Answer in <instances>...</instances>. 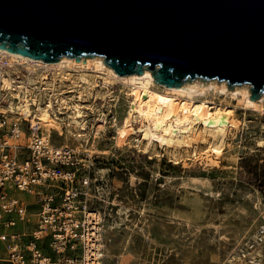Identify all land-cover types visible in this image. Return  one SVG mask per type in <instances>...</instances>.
<instances>
[{"label":"rangeland","instance_id":"1","mask_svg":"<svg viewBox=\"0 0 264 264\" xmlns=\"http://www.w3.org/2000/svg\"><path fill=\"white\" fill-rule=\"evenodd\" d=\"M1 63L0 94L5 98L0 105L18 100L3 84L1 71L14 83L23 82L24 89L28 86L33 111L35 101L45 105L51 97L52 110L65 117L63 134L53 130L52 141L92 155L94 170L111 178L119 206L104 227L103 240L112 254L101 264H256L252 259H264V231L258 232L264 224V145H258L264 140V105L245 108L236 98H215L240 119L219 156L207 151L208 142L176 153L153 143L144 152L143 145L133 139L122 141L115 132L127 106L121 82L108 84L111 91L103 94L79 93L73 77L55 78L53 69ZM41 74L55 84H46ZM62 94L66 99L60 107ZM75 101L87 114L85 129L67 125L68 105ZM102 124L105 127L98 128ZM141 208H146V215ZM257 232L259 239L253 238Z\"/></svg>","mask_w":264,"mask_h":264},{"label":"water","instance_id":"2","mask_svg":"<svg viewBox=\"0 0 264 264\" xmlns=\"http://www.w3.org/2000/svg\"><path fill=\"white\" fill-rule=\"evenodd\" d=\"M0 47L52 62L100 55L118 74L264 92V0H0Z\"/></svg>","mask_w":264,"mask_h":264},{"label":"built area","instance_id":"3","mask_svg":"<svg viewBox=\"0 0 264 264\" xmlns=\"http://www.w3.org/2000/svg\"><path fill=\"white\" fill-rule=\"evenodd\" d=\"M94 165L39 123L0 112V264H87L89 243L104 242L119 206L109 174Z\"/></svg>","mask_w":264,"mask_h":264},{"label":"bare ground","instance_id":"4","mask_svg":"<svg viewBox=\"0 0 264 264\" xmlns=\"http://www.w3.org/2000/svg\"><path fill=\"white\" fill-rule=\"evenodd\" d=\"M2 59H5L9 66L17 62L25 63L33 70L53 69L55 78L56 75L61 79L73 77L72 82L79 86V93L87 91L88 94H93L96 90L97 93L103 94L111 91L108 84L121 82L126 89L124 102L127 106L122 121L115 123V132L121 136L122 141L133 139L143 145L144 152H147L153 143L172 149L176 153L180 148L188 149L194 145L196 150L201 143L208 142L207 151L211 155L219 156L229 131L240 127V119L229 105H224L215 98L220 95L236 98L245 108L255 109L264 105V92L259 97L252 98L247 83L230 88L225 81L218 82L215 78L209 80L194 78L179 86H169L156 81L150 69H145L142 73L120 75L107 65L100 55L82 57L79 60L62 56L57 61L48 62L0 47V61ZM41 76L46 84L54 83V80L48 79L46 75L41 74ZM1 78L6 88L12 91L18 100L11 101L5 106L0 105V112L21 114L34 124L39 123L46 136L53 130L63 134L62 124L65 122V117H60L58 111L56 113L52 110L51 97L45 105L35 101L37 108L33 111L32 103L26 93L28 86L24 89L23 82L14 83L12 77L5 71H1ZM21 91L24 94H21ZM65 99V95L62 94L60 107ZM68 106L70 111L67 115L69 120L67 125L85 129L87 114L83 113L80 102L75 101ZM104 127L105 124L98 126L101 129ZM258 145H264V140H259ZM131 177L132 181L136 179V176ZM202 180L207 182L205 178ZM139 211L146 215V208H141ZM263 231L264 224L258 232ZM258 232L253 238L259 239ZM125 243L127 242H124V246ZM101 248H105V251H101ZM108 254L112 252L104 242L89 243L87 264H101L99 257ZM252 262L264 264V259H252Z\"/></svg>","mask_w":264,"mask_h":264},{"label":"crops","instance_id":"5","mask_svg":"<svg viewBox=\"0 0 264 264\" xmlns=\"http://www.w3.org/2000/svg\"><path fill=\"white\" fill-rule=\"evenodd\" d=\"M1 264H10V263H8V262H3V263H1Z\"/></svg>","mask_w":264,"mask_h":264}]
</instances>
